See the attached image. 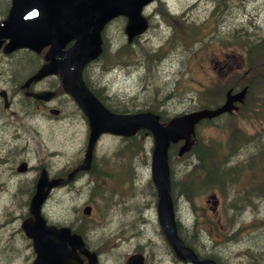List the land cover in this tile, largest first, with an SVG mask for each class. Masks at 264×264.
<instances>
[{
	"label": "rangeland",
	"instance_id": "374dc122",
	"mask_svg": "<svg viewBox=\"0 0 264 264\" xmlns=\"http://www.w3.org/2000/svg\"><path fill=\"white\" fill-rule=\"evenodd\" d=\"M5 4L6 0H0V9ZM156 10L153 25L131 44L129 56L116 49L124 43L120 38L119 20L110 22L106 30V36H110L106 55L118 51L120 62L106 70V65L101 67L104 61L102 64L97 61L86 69L94 91L102 99L108 97L111 104H125L134 109L150 102L156 105L152 98L157 97L162 99L158 107L164 109L166 115L187 112L200 103H208L204 102L207 98L204 89L216 82L231 81L227 74L229 71L240 73L236 74L237 77L243 76L242 43H264V0H161ZM166 38L171 41L164 43ZM159 46L163 48L155 52ZM22 57L26 58L27 67L19 72L12 70L15 83L35 68L36 59L26 51H16L12 58ZM126 58L128 62L125 63L123 60ZM256 82L260 83L259 80ZM263 94L264 85L256 89L254 98L261 101ZM262 107L259 109L264 111ZM64 109L69 110V105L66 104ZM242 111L246 115H235L234 126L244 129L251 135V140L226 156L230 157L226 165H236L232 168L234 179L225 177L222 187L215 185L197 192L183 190L177 184L178 179L187 182L191 178L194 184L202 179L197 178L201 171L188 174L192 167L190 163H196L197 158L194 161L192 151H186L182 157L174 154L171 160V180L176 181L171 185V191L181 233L198 252L211 251L209 257L218 258L215 259L217 264L264 262V197L256 196L259 191L251 189L255 176L259 175L256 173L258 167L246 169L250 161L248 155L256 151L257 140L264 135V131L261 134L255 131L259 129L257 123L263 122L264 125V118H256L257 108ZM71 114L75 116L72 111ZM73 125L58 130L61 135L70 134L60 147L65 161L70 153L76 157L84 148L86 135L79 113ZM199 129L198 141L201 144L202 135L203 139L222 143L229 131L228 122L223 117L216 118L209 126L201 125ZM244 130L237 133L246 138ZM42 131L44 137L57 136L54 129ZM71 131L75 135H71ZM135 142L139 147H135ZM42 146L44 151L50 148L45 140H42ZM151 146L149 133L138 134L132 140L104 135L96 146V162L98 166H104L103 174L98 178L100 187H95L97 183L81 179L74 189H64L62 207L68 202L69 206H78L82 212L86 204L92 206L94 229L89 234L87 232V236L96 248L103 246L104 250L99 254L101 264H122L125 255L133 252L136 245L147 252L148 264H180L176 257L175 260L173 256L170 259L158 235L155 189L150 181ZM246 159L247 162H243ZM123 168H127L128 179L121 174ZM239 168L243 169L239 171ZM124 175L126 177V172ZM213 193L216 199H208ZM61 212L64 215L68 210L62 209Z\"/></svg>",
	"mask_w": 264,
	"mask_h": 264
},
{
	"label": "flooded vegetation",
	"instance_id": "af4514ba",
	"mask_svg": "<svg viewBox=\"0 0 264 264\" xmlns=\"http://www.w3.org/2000/svg\"><path fill=\"white\" fill-rule=\"evenodd\" d=\"M14 53L0 48V264H33L34 237L39 264H63V256L72 251L70 239L79 232L77 208L68 202L62 207L64 189L78 185V174L63 180L76 160L68 159L63 165L60 158H52V152L44 154L39 124L49 128L60 124L62 116L51 110L61 111L66 97L57 74L27 85L15 83ZM39 56L41 61L34 66L46 61L45 55ZM62 209L68 212L63 215ZM24 223L33 226V237L26 234ZM57 243L64 247V254L57 251ZM81 261L88 264L84 256ZM78 262L77 256L67 264Z\"/></svg>",
	"mask_w": 264,
	"mask_h": 264
},
{
	"label": "water",
	"instance_id": "95a60500",
	"mask_svg": "<svg viewBox=\"0 0 264 264\" xmlns=\"http://www.w3.org/2000/svg\"><path fill=\"white\" fill-rule=\"evenodd\" d=\"M147 1L149 0H12L9 14L0 25V35L9 37L8 50L17 46L39 49L43 44L50 42L49 52L68 55L57 63L52 60L47 66L55 63L59 65L65 87L73 93L89 115L92 132L87 157L90 156L93 142L101 130L128 135L140 127H147L152 132L154 145L151 176L157 189L161 226L178 254L189 264H193L196 263L195 259L184 247L176 232L170 196L167 147L169 140L184 136L187 128L201 116L215 115L228 105L225 104L215 111L203 110L185 114L162 126L156 115L148 111L115 113L106 110L79 77L84 61L98 53V30L102 23L116 13L126 12L132 16V22L127 26L129 36H132V32H139L142 29L138 12L140 5ZM73 36L76 37L74 44L66 51L59 52L60 47ZM41 72L45 71L40 69L39 74ZM206 261L209 260L206 259L203 263H207Z\"/></svg>",
	"mask_w": 264,
	"mask_h": 264
},
{
	"label": "trees",
	"instance_id": "16d2710c",
	"mask_svg": "<svg viewBox=\"0 0 264 264\" xmlns=\"http://www.w3.org/2000/svg\"><path fill=\"white\" fill-rule=\"evenodd\" d=\"M257 42L258 41L254 42L251 45V49H250V54L252 59L254 60V63H251V67H250L251 69L249 71L251 73L250 76L251 80L250 82H246L248 90L246 93L247 96L245 98V102L243 104L245 108L249 109L250 111H252L254 108L261 107L262 102H264V97L261 99V101H258L254 98L256 89L259 87H263V84L257 83L256 81L259 80V82H262L264 80V43L263 42L261 43V41L258 43ZM120 47L116 49H121L124 55L129 56L128 51L129 49H131L130 48L131 44L123 43L120 45ZM160 48L161 47H159L155 52H158ZM107 52L108 51L106 50L104 54L105 61H107L109 64L120 62L118 51H114L106 55ZM127 58L124 60H128ZM12 65H13V71L19 72L21 69L27 67L26 58L23 57L21 59L17 58L13 61ZM213 94L215 96L213 97L216 98V100L211 96L205 98L204 100L207 101L210 99H214L211 102L217 101L220 97H222L223 91L219 89H214V93H212V95ZM100 98L102 99V97ZM152 99L156 101V105H153L150 102L148 104L143 105V107L155 110L159 105L162 104V99H159L157 97H153ZM107 105L115 109H121L122 111L129 109L128 107H126L125 104L115 105V104L107 103ZM235 114L232 113L230 115L233 116ZM261 115L264 116V111H261ZM206 123H209V121L206 120ZM229 123L232 124L231 121H229ZM229 126L233 127L232 125ZM237 132L238 129L236 128L231 129L229 132V136L224 144L221 143L217 144V143H213L214 142L213 140H204V139H202V144L199 141L195 143V145L192 147L191 154L194 156L195 159L197 158V162L195 163V166L199 168L200 171H202V179L195 184L187 180H186L187 182H185L184 180L181 182L178 179L177 184L181 185V189L183 190L188 189V191L193 192V191H197L201 187L202 189L211 188L214 187L215 185L222 187L225 181L224 179H226L225 177L234 179L232 170L235 168L236 165L234 166L226 165L227 163L226 156L227 154H230L234 150H236L240 142L241 143L244 142L242 141L241 138H237L238 137ZM262 140L263 139L257 140L256 151L248 155V157L250 156L249 157L250 161H248L247 163V165L250 164L255 165L256 167H258V169L256 170L262 173V178L258 180L252 188V190L255 189L256 191H259L258 193H256L257 194L256 196H260V197L262 196L264 197V169L263 168L260 169L262 165L264 167V146L262 145L264 141ZM241 170L242 169L239 168V171ZM190 174H194V171L193 172L191 171Z\"/></svg>",
	"mask_w": 264,
	"mask_h": 264
},
{
	"label": "bare ground",
	"instance_id": "6f19581e",
	"mask_svg": "<svg viewBox=\"0 0 264 264\" xmlns=\"http://www.w3.org/2000/svg\"><path fill=\"white\" fill-rule=\"evenodd\" d=\"M95 92V91H94ZM95 95L98 97V98H100L101 97V95H99V93L98 92H95ZM133 144V143H132ZM139 147V146H138ZM149 150V149H148ZM198 151V150H197ZM202 152V151H201ZM205 153V152H204ZM207 153V152H206ZM173 169V168H172ZM172 177V176H171ZM173 180V179H172ZM149 182V181H148ZM175 183H176V181H175ZM174 183V184H175ZM187 186V185H186ZM174 188V187H173ZM146 191V190H145ZM140 192V191H139ZM148 192V191H147ZM191 194V193H190ZM189 194V195H190ZM187 195V194H186ZM143 196V195H142ZM137 199H138V197H137ZM142 202V201H141ZM136 203V202H135ZM195 208V207H194ZM150 209V208H149ZM148 209V210H149ZM194 218V217H193ZM132 219V218H131ZM129 220V219H128ZM181 220V219H180ZM145 222V221H144ZM157 222V221H156ZM195 222V221H194ZM142 223V222H141ZM153 227V226H152ZM184 227V226H183ZM150 228V227H149ZM159 228V227H158ZM193 228V227H192ZM152 229V228H151ZM144 230V229H143ZM141 231V230H140ZM151 233H152V231H151ZM154 233V232H153ZM137 234V233H136ZM190 234V233H189ZM138 235V234H137ZM153 235V234H152ZM126 236V235H125ZM146 238V237H145ZM194 242V241H193ZM149 243V242H148ZM195 243V242H194ZM150 244V243H149ZM162 244V243H161ZM196 244V243H195ZM151 245H153V244H151ZM155 245V244H154ZM202 245H204V244H202ZM140 246V245H139ZM159 246V245H158ZM208 246V245H207ZM149 247V246H148ZM154 247V246H153ZM155 247H156V245H155ZM216 248V247H215ZM150 249V248H149ZM152 249V248H151ZM156 250H157V248H156ZM154 252V251H153ZM159 253V252H158ZM216 254V253H215ZM216 259V258H215ZM215 259L214 258H212V256H211V258L209 257L208 258V260L209 261H206L207 263H202V264H217L216 262H215ZM218 259V258H217ZM216 259V260H217Z\"/></svg>",
	"mask_w": 264,
	"mask_h": 264
}]
</instances>
